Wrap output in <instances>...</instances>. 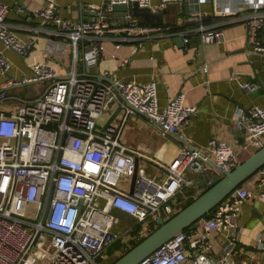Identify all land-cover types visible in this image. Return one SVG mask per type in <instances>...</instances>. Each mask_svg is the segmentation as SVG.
<instances>
[{
    "label": "built area",
    "instance_id": "1",
    "mask_svg": "<svg viewBox=\"0 0 264 264\" xmlns=\"http://www.w3.org/2000/svg\"><path fill=\"white\" fill-rule=\"evenodd\" d=\"M46 1L37 11L49 24L46 51L67 61L64 71L53 61L36 59L29 63V74L11 77L7 75L11 62L0 52V71L6 75L0 87V264H98L106 249L131 231V227L117 230L121 214L144 227L155 224L159 217L177 211L173 204L176 195L193 185L197 176L208 172L222 175L239 160L229 143L215 138L209 139L204 149L182 147L168 163L121 141L130 116L144 115L162 133L176 134L197 111V106L185 103V91L161 106L154 79L111 83L91 73L106 54V34L117 33L114 40L131 42L132 52L148 38L178 34L166 23L140 20L131 10L115 22L108 19L117 3L130 7L136 1L141 7H150V0L90 4L92 16L78 21L63 17L56 0ZM168 1L161 0L158 7ZM216 1V13L246 26L251 46L247 52H264V37L255 34L264 26V0ZM16 9L24 10L19 5ZM9 10L10 6L0 1V41L26 57L34 38L23 41L18 36L7 22ZM194 31L205 43L220 41L224 34L221 27L204 24ZM183 35V41L188 42L187 32ZM119 46L115 44V49ZM126 61L121 58L122 63ZM34 82L43 83L35 96L8 92L11 86ZM241 86L251 92L260 82L244 81ZM11 98L17 102L15 108L4 109L2 104ZM112 107L118 109L116 118L98 126L97 118ZM237 127L248 145L261 147L264 107L254 105L242 112ZM139 157L154 160L165 170L164 177L148 175L138 165L132 190L124 189L121 183L126 178L132 181ZM257 174L255 195L264 200V166ZM252 194L244 186L235 188L199 219L195 228L177 232L136 264H248L236 259L242 228L238 215L242 202ZM217 241L221 242L220 251ZM256 246L264 252V233Z\"/></svg>",
    "mask_w": 264,
    "mask_h": 264
},
{
    "label": "crops",
    "instance_id": "2",
    "mask_svg": "<svg viewBox=\"0 0 264 264\" xmlns=\"http://www.w3.org/2000/svg\"><path fill=\"white\" fill-rule=\"evenodd\" d=\"M0 1L10 6L7 22L18 36L23 41L34 38V44L26 57L6 48L0 41V52L11 62V69L7 75L19 78L29 74V63L36 59L53 61L64 71L67 61L46 51L47 40L51 37L46 30L49 24L43 21L37 11L46 6L47 1ZM106 1L56 0L58 12L74 21L90 18L92 12L89 5H103ZM160 3L161 0H150V8L167 9L163 14V23L172 27L170 30L177 31L178 34L148 38L138 45L135 52H132L131 42L114 40L117 33L106 34L103 39L106 54L100 56L97 64L91 68V73L110 76L114 80L147 82L154 79L161 106L178 92L185 91V103L197 106V111L176 134L162 133L157 125L144 115L130 116L121 133L123 143L141 149L153 159L168 163L182 147L194 146L204 149L208 146L209 139L215 138L229 143L237 151L239 162L244 160L255 148L246 143L237 123L241 113L252 106L264 107V52H247L251 46L246 40V26L242 21H228L227 16L216 13L219 7L216 0H169L165 6L158 7ZM18 5L24 10H17ZM194 12L198 14L195 16ZM121 16L114 10L108 15V19L115 22ZM138 18L143 21L142 18ZM200 24L221 27L224 32L222 40L202 42L194 31ZM183 32H187L188 42L181 40V36L183 39L185 37ZM255 34L264 37V26L257 28ZM115 44H120L118 49H115ZM82 48L83 46L81 52ZM122 57L127 58L125 63L121 62ZM204 66L207 67L206 70ZM5 78L6 75L0 71V87ZM249 80L259 81L260 86L251 92L245 91L241 83ZM42 88V82H34L11 86L8 92L35 96ZM16 104V100L11 98L5 101L2 107L12 110ZM117 113L118 109L112 107L105 119L112 120L116 118ZM138 162L139 167L148 175L157 179L164 177L165 170L151 158L139 157ZM188 174L192 175L191 172ZM214 174L208 172L197 176L193 185L185 187L178 193L173 201L177 211L184 202L195 198L204 190L206 183H200L201 178L209 180ZM257 178L258 174L255 173L242 184L253 194L242 202L238 215L242 228L239 231L236 259L238 261L245 259L248 264H264V252L256 246L257 238L264 233V200L255 195ZM121 186L131 190V179L126 178ZM122 218L127 219L129 216L121 214ZM119 226L117 230L122 231ZM128 227L133 228L130 225L126 228ZM148 228L149 225L143 226L136 235H145ZM220 243L217 241L219 251ZM102 256L100 260H103V263L107 256L105 253Z\"/></svg>",
    "mask_w": 264,
    "mask_h": 264
},
{
    "label": "water",
    "instance_id": "3",
    "mask_svg": "<svg viewBox=\"0 0 264 264\" xmlns=\"http://www.w3.org/2000/svg\"><path fill=\"white\" fill-rule=\"evenodd\" d=\"M128 9L150 24L163 23V14L167 11L165 8L155 10L150 7H141L136 1L130 7L126 3L115 4V11L119 15L123 16ZM180 38L183 40L182 36ZM93 75L111 83L114 82L113 77L102 74ZM135 162L131 190L138 170V158ZM262 166H264V144L232 169L224 171L222 175L214 174L209 180L201 178L200 183H206V186L198 196L174 214L159 217L155 229L109 264H136L177 232L186 228H195L199 219L210 213L230 192L251 178Z\"/></svg>",
    "mask_w": 264,
    "mask_h": 264
},
{
    "label": "trees",
    "instance_id": "4",
    "mask_svg": "<svg viewBox=\"0 0 264 264\" xmlns=\"http://www.w3.org/2000/svg\"><path fill=\"white\" fill-rule=\"evenodd\" d=\"M242 186V185H241ZM193 198L188 199L186 202H184L182 204V207H184L185 205H187ZM174 214V213H173ZM154 223H151L149 225V228H152L149 231H152L153 229H155L157 227V222H155V227L153 226ZM128 225L132 226L133 228H131V231L129 232V234L126 236H123L121 238H118L116 241H114L107 249L105 252V255L107 256V258L112 255L115 251L124 249V252L129 249L130 247H132L133 245L137 244L141 239L144 238L145 235H136L138 233V231L143 228V225L141 222L138 221H134L131 222L130 224H127L125 227L119 226L120 229L124 230V228H126ZM190 228H186L185 230H189ZM123 252V253H124ZM103 257V256H102ZM101 258L99 257L97 260L98 264H102L103 260H100Z\"/></svg>",
    "mask_w": 264,
    "mask_h": 264
},
{
    "label": "rangeland",
    "instance_id": "5",
    "mask_svg": "<svg viewBox=\"0 0 264 264\" xmlns=\"http://www.w3.org/2000/svg\"><path fill=\"white\" fill-rule=\"evenodd\" d=\"M67 59L70 58V52L67 53ZM107 113H103L101 114L98 118H97V123L98 126H100L106 119ZM121 141H123L122 137H121ZM256 150V149H255ZM128 185V183H126V186ZM134 218L129 217V218H122L121 222H120V226L125 227L127 224H130L131 222H134ZM153 226L155 227V224H153ZM152 228H148L146 231L147 233L150 232L149 230H151ZM145 233V235L147 234ZM124 252V249L118 250L116 253L110 255L108 258L105 259V261L102 264H109L111 263L113 260H115L118 256H120L122 253Z\"/></svg>",
    "mask_w": 264,
    "mask_h": 264
}]
</instances>
